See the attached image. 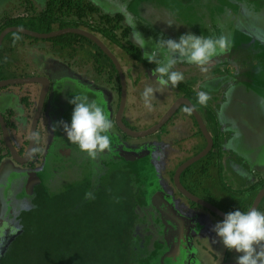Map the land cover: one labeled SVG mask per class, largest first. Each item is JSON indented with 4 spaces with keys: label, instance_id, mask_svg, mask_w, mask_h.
<instances>
[{
    "label": "flooded vegetation",
    "instance_id": "1",
    "mask_svg": "<svg viewBox=\"0 0 264 264\" xmlns=\"http://www.w3.org/2000/svg\"><path fill=\"white\" fill-rule=\"evenodd\" d=\"M21 16L23 15L18 14L15 17H11V19L18 18ZM28 19H29L28 17L22 18V20L24 21L23 23H28L26 22V20L28 21ZM10 27H20V26H10ZM54 28L55 29H52L50 32L61 30V29H57L56 27ZM65 28H77V27H65ZM80 29H83V27H81ZM28 30L37 33H43L32 29H28ZM252 31L254 32L253 29ZM90 33L97 36L93 32ZM255 33L258 34L260 32L255 31ZM66 35H74V34H66ZM260 35H262V33H260ZM20 36L21 34L13 38L15 42L12 41L13 43L9 45V48L7 45L8 52H18L17 50H19L22 47L24 48L29 47L30 49H35V50L41 49L43 51V54H49V53L53 54L55 49L57 50L64 49V51H66L65 54H67V56H65L63 66L57 67L56 69L54 68V64L52 61L48 63L49 61L45 60V58L43 57L40 58L38 62H33L32 65L31 62H27L26 64H24V66L22 65L23 61L20 59L19 60L20 65L18 64V62H16L15 64V75L13 76L6 75L7 63L8 64L10 63L9 62L10 58L6 57L5 55L6 53H4L2 57V62L4 63L3 64L4 66L1 68L0 71V80L41 78L47 81L45 97L43 100L42 108L40 110L41 113L37 122L35 143L33 147L32 156L25 164H18L21 165L23 168L27 167L25 171H27L28 169L29 171L34 172V175L25 178V180L21 184V190L16 192L14 195V200H12L13 201L12 207L14 209L16 208L18 211H21L27 206L26 201L28 200V198L26 194H31L30 192L33 193L36 187L42 184V179L39 178L40 174L45 175L46 178L48 176V178L46 179V184H47L46 187L48 189L50 187V184L52 185L54 182L58 181V179L55 178L54 175L53 177H51L50 173L47 172H49L48 170H51L50 165L51 163H53L54 136L61 134L63 132V127L60 124V122L63 121L65 123H68L66 117H68L67 115L71 117L73 111L72 105L69 104L68 102L72 98V96L87 95L90 100H95L97 103L102 104L109 118L112 120L114 127H116L119 131H121L120 128L118 127L117 119H116L121 101V83H120L118 71L115 65L112 63V61L95 44H93L90 40L84 38V40L82 41H85L86 39L92 43L91 44L90 42L86 41L90 43L88 45H90L93 48L91 50H88L85 48L86 45L84 43H81L80 40H76V39L75 40L73 39L72 41L66 40L60 43L50 40L54 38L44 39V40H48L47 44L44 45L30 40L27 43L25 42L24 39L20 40L22 39ZM23 36L28 37L25 35ZM31 39L35 40L36 38H31ZM14 43H18V44L16 45ZM49 44L50 47L47 46ZM139 51L141 52L140 49ZM85 55L87 56V58H85ZM103 56L107 57L108 60L107 61L103 60L102 58ZM141 57H143L142 52H141ZM76 58L78 60H75ZM133 60L135 63L138 64V66L140 65V67H142V70L144 72L146 71V73L143 72L144 74L141 72L142 73L141 77L144 80L147 79L148 81L150 79L151 82L155 83L154 77L149 76L147 74L148 72L153 73L155 65L149 64L143 58L142 60H136L133 57ZM118 63L125 79V85H126L125 105H126L127 84L129 85V81L134 82L136 79H134V81L130 80V74H131L129 72L130 70L129 69L126 70L125 65L119 62V60ZM58 78L62 80L60 81ZM138 78L139 77L137 76V83H140V81H138ZM24 85L38 86V90H35V88L33 90L31 89L32 91H30L29 89H25L23 91V94L20 95L19 92H15L13 97L11 93L7 92L8 89L7 87L0 89V115L6 124L11 143L20 157L24 156L26 153L30 127L34 119V116L36 114V111H38L39 99L43 91V85L40 83L16 84L14 85V87L19 88L20 86L23 87ZM184 85L187 86V84H179L175 88L169 87L168 89L175 90L178 88L179 91L181 92L180 86H184ZM32 95L34 96V99L30 98ZM100 95L103 97L102 99H98L99 98L98 96ZM134 95H132L133 98L136 97ZM180 97H185L189 99L182 92L177 98ZM135 99L137 100V104L141 105L140 104L141 103L140 101L142 100L141 93H138ZM12 101H14L15 103L16 101H18L19 103L18 106L11 107L10 103ZM189 101L191 100L189 99ZM173 102H175V100ZM191 103H193V105L195 106L197 113L200 116L208 133L211 135L212 139H214V133L212 130L213 126L209 123L207 119V113L209 112L212 114V112L204 111V109L200 106V104H197V102L191 101ZM138 105L135 106L132 103V101H130V106L133 109V111L129 110L126 111V113H124L125 106L122 110L121 123L123 124L124 127H126L131 131L147 130V129L140 130L139 128L141 127L139 125L142 122L143 119L142 116L134 117L135 116L134 113L136 111H141L142 109L137 107ZM182 107L186 108L185 106ZM206 107L209 108L207 104ZM200 108H202L203 110L200 111L199 110ZM179 109L173 114V116L179 111ZM16 111H23L24 113L29 114L30 115L29 119H24L23 117L20 116L21 112H16ZM29 111H33L32 114H30ZM49 111H53V113L50 114ZM187 112L190 113V115L193 117V120L195 121V125L198 127L192 113L188 109ZM166 113L167 111L165 112V114ZM172 117L167 122H169L172 119ZM159 120L155 122L152 126L157 124ZM23 125L28 126L27 129L28 132L26 134V137L25 135L20 134V128H22ZM152 126H150L149 128H151ZM54 128L55 130H53ZM121 132L123 133V131ZM198 132L201 134L199 127H198ZM190 133L191 134H189L188 136H190L191 138L192 136H194V133L191 131ZM11 134L13 135V139L11 137ZM123 134L126 135L125 133ZM16 136H19L18 138L20 139V142L17 141ZM113 139L114 137L111 134V144ZM44 140L46 142H44ZM121 141L126 143L125 140H121ZM219 141H220L219 143L220 153L218 152V149L215 148L213 141V147L209 151V153L199 161L187 167L180 174L179 182L181 186L189 193L200 198L203 201H206L207 203L216 207L225 214L234 211L237 208H239L241 211L249 210L258 193L262 189H264V187H261V183L264 179L261 177L256 178L257 176L256 174L253 176L249 175L250 177H244V178L240 176L238 183L240 184L241 181L244 179V183H241L242 185L241 184L236 185V183H234L233 186L229 185L230 178H223L224 176L223 171L224 170L227 171V167H226L227 160L223 154L224 151L223 143L221 142L220 137H219ZM157 143H158L157 145H152L151 143H149L147 146L137 145L135 149L133 150L128 149L125 151H121L120 149L113 150L114 148L111 145L110 151L106 150L105 153L98 154V156L95 159L90 158L86 153H82L78 149L79 151L78 157L82 161L85 160L84 163L85 165H88V169L90 167H93V169L89 170V173L93 174V176L95 177V179H97L98 182L99 180L102 179V176L104 174L108 175V173H111L112 171L111 169L114 167L118 168L117 172L114 171L115 174L121 173V174H125L127 178L130 177L133 178L132 180L135 179V182L138 185V188L136 187V192L140 202L139 205L136 207V210L139 214L138 219L139 221H143L147 223L148 227L154 231L155 239L153 240V242L156 241V243L158 244L157 249H159L160 245H164L167 239L168 240L171 239L172 237L171 234L172 232H175L174 231L175 227H176L175 238L177 239V238L185 237L186 234H184V231L186 230L181 231L179 229L177 225V217L183 215V217L185 218L187 217V219H193V217L195 219L197 218L198 213L196 209L197 207L200 206L189 201L186 197H184L180 193V191L177 189L174 183V175L176 170L183 163H185L192 157L196 156L206 147V141L203 148L196 151L194 154L188 156L183 161L177 160L178 155L185 151V147L182 145L183 140L181 138L175 141H170L169 142L170 145H167L169 143L166 144L163 140L162 141L158 140ZM118 145L119 142L117 143V147ZM1 147L6 148L2 139V132L0 128V148ZM6 150L7 152H3V153L4 154L8 153V154L2 158L0 164L3 161H5L6 158L11 159V156L7 148ZM76 150L77 149L75 150L71 149V153L69 155L67 148L66 150L67 154L65 155V158L63 160H65L66 163H68L71 158V155H73L74 151ZM79 163H81V161ZM39 165L40 167H38ZM38 169H40V171L36 173ZM68 170L70 171L69 168ZM128 175L130 176L128 177ZM235 176L238 177L237 174H235ZM172 189L176 191L179 195L186 198L189 201V203L185 204L184 201L179 198V196L174 195L172 193ZM213 191L215 193L222 192V194L220 196H217L216 194H214ZM263 207H264V197L261 199V202L258 205L257 209H259L260 211H264ZM14 212H15L14 214L7 216L6 219H3L0 223V231L4 233L3 234L4 236H2L1 239L3 241L2 245L6 243L8 238H10L9 236L12 235L11 233H15L19 228L18 214L16 211ZM208 213H209L208 217L210 218L212 216L213 217L215 216L216 218L221 219L216 214L210 211H208ZM207 224L211 225L212 223L208 221ZM203 225L205 226V224H201L200 227L198 225L197 227L202 228ZM168 228H170V230ZM207 228L210 229V227L208 226ZM195 229L196 227L191 233H189L188 236L189 241H191V239L193 238L194 240H196L197 235H195V233L197 232H195ZM162 230H164L167 239L166 237L161 235ZM153 242L151 246L153 245ZM169 242L170 241H167L168 244ZM1 248H0V252H1ZM187 253L190 256L189 258L192 259V257H194L195 251H193L192 248L190 247ZM227 256L228 254L226 251L225 254L222 256V260L217 264L228 262ZM193 262L194 259L189 261V264H192Z\"/></svg>",
    "mask_w": 264,
    "mask_h": 264
},
{
    "label": "rangeland",
    "instance_id": "2",
    "mask_svg": "<svg viewBox=\"0 0 264 264\" xmlns=\"http://www.w3.org/2000/svg\"><path fill=\"white\" fill-rule=\"evenodd\" d=\"M48 0H0V28L5 23L6 20H8L11 17H15L18 14H22L23 16L19 18H26L30 17L29 14L31 11H36V16H41L42 11L46 8V3ZM91 3L95 2V6H100L101 9L106 10L107 12H111V16L119 13L123 16V20L121 22V26L123 28L127 27L129 29L128 34V41L129 44H131L132 39V29L126 24L125 18L127 15L131 14L136 21L137 24V30L140 31L144 37L147 39L149 37L153 38V40H156L159 38L160 34H163L166 38H172V39H178L181 35L186 34L187 32H192L193 34L199 36L203 35L205 37H213L218 38L221 36H224L228 38V44H231L234 41L236 43L243 44L247 42L249 39H251V34L247 31L249 29H246V27H251V29L255 31H259L262 33L264 37V16H254L252 14V11L245 10L243 4H241L240 0H89ZM93 1V2H92ZM97 6V7H98ZM249 11V12H248ZM117 12V13H116ZM255 12V11H253ZM101 13L106 14L103 10H101ZM27 14H29L27 16ZM257 14V13H256ZM15 15V16H14ZM109 15V14H108ZM258 15V14H257ZM18 18H14L12 20H15ZM93 25H100V17L99 15H93V18H91ZM169 22L172 23V27H169ZM87 31L92 32L90 29L83 28ZM244 30V32H243ZM222 32V33H221ZM94 33V32H93ZM96 34L99 39L104 43V45L116 56V58L125 65V69H129L130 71V80L134 82L129 81V85L127 84V101L125 105V112L132 110L130 106V101L136 106L137 100L135 99L137 97L138 93H142L145 87L151 86V87H158L156 83L151 82L147 79H143L142 73L144 72L142 70V67L140 65L138 66L137 63L134 62L133 56L127 54L123 49L115 46L113 43L109 42L105 38H103L101 35ZM15 36H18V34H12ZM10 36L8 40H4L2 42L1 47H5L7 49V45L9 48V45L13 43L12 41L14 36ZM230 35V36H229ZM117 36H120V33H117ZM22 39L25 40V42L34 41L38 42L39 44H47L48 40L44 39H31L32 37H24L23 35L20 36ZM233 38V40H232ZM6 41V42H5ZM15 42V41H14ZM81 43H84L86 46L85 48L88 50L93 49L90 45V43L86 41L80 40ZM19 43V42H18ZM14 43V44H18ZM133 43V42H132ZM15 45V46H16ZM133 45V44H131ZM254 45V44H253ZM252 45V46H253ZM50 47V44L47 45ZM82 46V45H79ZM250 46L249 48H251ZM88 47V48H87ZM236 47H242L241 45H237ZM20 48L17 50L18 52H8L6 51V57H9V64L7 63L6 68V75L7 76H13L15 75V64L18 62L20 65V59L23 61V66L27 62H31V65L33 62H38L40 58H45V60L51 61L54 64V68L62 67L64 63L65 54L66 51L64 49L57 50L53 52V54H43V51L41 49H30L29 47ZM86 50V51H88ZM142 52V51H141ZM143 53V52H142ZM245 56H247L245 54ZM50 58V59H49ZM85 58L87 56L85 55ZM103 60H108L107 57L103 56ZM75 60H78L77 58ZM7 61V60H6ZM182 67L178 69L176 67V70L182 71L184 74L185 72L192 74V77L195 78L196 81L205 82L211 80V76L204 74L205 71H201V69L197 66H186L184 64H181ZM179 66V64H178ZM180 67V66H179ZM60 70V69H59ZM207 71H211L207 69ZM255 71L264 73V70L262 68H256ZM142 72V73H141ZM252 72L251 74L263 77L260 73ZM56 73V72H55ZM141 73V74H140ZM146 73V71L144 72ZM143 73V74H144ZM149 76H152V73H147ZM137 76L138 81L140 83H137ZM60 81L62 79L58 78ZM219 82H224L223 77H218ZM216 83V82H215ZM180 84H187V89L191 92H194L196 95L200 91H205V87L208 86L209 89H211V85L209 84H192L190 86L188 84V80L185 78ZM13 86V87H12ZM220 88L214 87L213 90H219L207 92L211 99L215 101V104H218L219 101V95L221 88L225 89L224 84L218 85ZM203 88L202 89H200ZM7 92L11 93V95L14 97L15 92H19L20 95L23 94V91L25 89H29L32 91L34 88L35 90H38V86L32 85L27 86L24 85L23 87L20 86L14 87V85H11L10 87H7ZM32 89V90H31ZM208 90V89H207ZM206 90V91H207ZM205 91V92H206ZM135 94V95H134ZM181 94L179 89L175 90H169L168 88L161 89L159 92L156 93L155 99L153 100V108L152 110H148L145 108L143 100H141L140 104L137 107L141 109V111H136L134 113V117H141L142 116V122L139 126L140 130L148 129L150 126H152L155 122H157L161 117L165 114L166 111H168L172 105L174 104V100L176 101L178 96ZM132 95L136 96L135 98L132 97ZM98 99H102L103 97L100 95L98 96ZM31 99H34V96L32 95L30 97ZM177 98V99H176ZM99 101V100H98ZM195 102V101H194ZM18 101L16 103L12 101L10 103L11 107L18 106ZM199 104V103H197ZM73 107V106H72ZM143 110V111H142ZM200 111L203 109L200 108ZM184 111V112H183ZM21 112L20 116L24 119H29L30 115L27 113H24L23 111H16ZM33 111H29L30 114H32ZM50 114L53 113V111H49ZM68 113V112H67ZM69 114V113H68ZM124 115V114H123ZM19 116V117H20ZM67 121L70 124L71 117L67 115ZM140 119V118H139ZM28 126L23 125L22 128H20V134L25 135L28 132ZM193 132L194 136L190 138L188 136L190 133ZM111 134L114 137L112 140V147L113 150L120 149L121 151H125L128 149H135L137 145L147 146L149 143H153L152 145H157V141H164L166 144L170 141H175L178 139H182L183 143L182 145L185 147V151L180 153L178 155L177 160L183 161L188 156L194 154L196 151L200 150L205 145V140L203 136L198 132V127L195 125V121L193 120V117L186 111V108L182 107L179 109V111L172 117V119L167 122L161 130H159L157 133H154L152 135L143 137V138H133L128 137L124 135L121 131H119L116 127H114L111 130ZM11 137L13 139V135L11 134ZM19 136H16V139L18 142H20ZM116 137V138H115ZM121 140H125L126 143L122 142ZM121 141V142H120ZM168 141V142H167ZM44 142H46L44 140ZM119 142V145L117 147V143ZM70 142L66 138V134L64 131L61 134H58L54 136L53 141V163H51L50 168L51 170H48L51 177H54L58 179V181L54 182L50 187L55 191V189H60V186L65 184L68 185L70 183L76 184V183H83L85 180L89 178V170L93 169V167H90L88 169V165H85V160H81L79 157L77 162H72L69 160L68 163H66L65 160V152L68 148V154L70 155L71 149H70ZM167 145H170L167 144ZM133 147V148H132ZM78 151V149H77ZM251 154L253 151H249ZM64 155V156H62ZM249 154L246 153V160L248 159ZM245 159V158H244ZM235 159L234 161H236ZM81 161V163H79ZM249 162V161H247ZM40 167V165L38 166ZM244 167V169H243ZM247 165H242L241 169L243 170V174L240 172H237L236 174H239L241 177H250L249 174H247ZM27 168V167H26ZM26 168H23L21 165H18L14 161H12L9 158H6L5 161H3L0 164V223L3 219H6L7 216L11 215L13 213L12 209V203L14 199V195L16 192L21 190V184L27 178L28 176L34 175V172H31ZM70 169V171L68 170ZM117 167L112 168L111 173L109 174V177L111 175H114L115 172H117ZM40 169L37 170L36 173H38ZM115 171V172H114ZM230 171L224 170V176L223 178H230V184L233 186L234 183L236 185H240L241 183H244V179L239 184V178L234 175L233 171H235L233 168H230ZM40 173V172H39ZM28 174V175H27ZM70 174V175H69ZM264 174V173H263ZM42 181L44 183L46 182L45 175L40 174ZM44 176V177H43ZM48 178V176H47ZM235 178V179H234ZM256 178H260L259 176H256ZM234 179V180H233ZM264 179V178H263ZM252 181V180H251ZM254 181V180H253ZM224 182V180H223ZM242 185V184H241ZM49 186V185H48ZM214 192V191H213ZM172 193L176 196H179L181 200L184 201V203L188 204L189 201L184 198L183 196L179 195L176 191L172 189ZM217 196H220L222 192H217ZM182 201V202H183ZM197 218H200V214L203 215V218L201 217L202 224H207L208 220H206L209 216V213L207 210L201 207H197ZM211 215V214H210ZM212 216V215H211ZM212 219H215V221L219 222V219L215 216L211 217ZM193 217V220H196ZM218 219V220H217ZM200 226V224H197ZM207 227V226H205ZM4 233L0 231V248L2 247L3 241L2 236ZM138 237L140 239V243L147 251L146 255V263L145 264H154L155 262V256L157 255V248H153L151 246V243L155 239V233L154 231L148 227L147 223L140 221L137 222L136 225L131 229V236L133 243L135 242V237ZM147 237H149L147 239ZM151 240V241H150ZM216 245H213L209 243L208 237L204 236L203 242L199 245V240L196 238V240L191 239L190 247L193 251L196 252V256L200 261L202 260L203 264H212L214 262L221 261L222 256L227 251L228 256H230L233 252H229L226 250L223 245L218 241V238H216ZM137 243H134L136 245ZM204 244V245H202ZM139 245V244H137ZM207 249V251H206ZM261 249L264 250V245H261ZM152 261V263H151Z\"/></svg>",
    "mask_w": 264,
    "mask_h": 264
},
{
    "label": "trees",
    "instance_id": "3",
    "mask_svg": "<svg viewBox=\"0 0 264 264\" xmlns=\"http://www.w3.org/2000/svg\"><path fill=\"white\" fill-rule=\"evenodd\" d=\"M239 2L255 16H264V0ZM42 12L41 16H36V11H31V16L26 20L28 23H23L19 17L15 20L9 18L1 26L0 32L10 26L43 33L50 32L54 27H83L101 35L134 59L142 60L139 49L129 44V29L120 25L123 20L121 14L111 16L101 13L89 0H48ZM93 15H99L100 25H93ZM12 34L4 40H8ZM73 39L84 40L78 35H63L50 40L60 43ZM6 51L4 46L0 48V71L4 66L2 57ZM180 90L191 101L198 103L197 95L188 90L186 85L180 86ZM200 106L204 111H210L206 105ZM207 119L213 126L214 146L220 153V136L213 114L208 112ZM70 149L79 148L70 144ZM3 152H7L5 147L0 148V161L8 154ZM78 152L76 150L71 155L72 162L79 160ZM132 179L121 173L111 177L104 174L98 182L89 173L85 182L63 184L55 191L51 187L48 189L45 180L42 181L33 193L26 194L28 200L24 209L18 211L13 208L12 214L14 211L18 214L19 228L2 245L0 264H145L147 251L136 235L134 243L139 245H134L131 236V229L140 222L136 210L140 203L136 192L138 185ZM261 187H264V180ZM152 247H158L156 241Z\"/></svg>",
    "mask_w": 264,
    "mask_h": 264
},
{
    "label": "clouds",
    "instance_id": "4",
    "mask_svg": "<svg viewBox=\"0 0 264 264\" xmlns=\"http://www.w3.org/2000/svg\"><path fill=\"white\" fill-rule=\"evenodd\" d=\"M125 22L132 29L133 44L143 52L142 58L155 65L152 75L158 87H145L141 93L148 110H152L157 92L164 88H175L185 79L184 74L176 70L178 64L187 63L207 71L206 65L213 57L224 52L229 43L224 36H197L190 31L178 39L166 38L163 34L156 40L151 37L146 39L137 30L131 14L126 16ZM168 26L173 25L169 22ZM209 99L205 91L197 95L200 105H206ZM68 102L73 106L71 122H60L67 140L92 159L106 150L110 151L113 122L102 104L90 100L87 95L72 96ZM212 231L226 250L237 254L236 264H264V250L261 249V245H264V211L257 208L241 211L237 208L226 213Z\"/></svg>",
    "mask_w": 264,
    "mask_h": 264
},
{
    "label": "crops",
    "instance_id": "5",
    "mask_svg": "<svg viewBox=\"0 0 264 264\" xmlns=\"http://www.w3.org/2000/svg\"><path fill=\"white\" fill-rule=\"evenodd\" d=\"M93 3L95 4V2ZM98 8L101 7L98 6ZM101 10L106 12V14L112 15L111 12H107L104 9ZM246 29H249L247 32L251 34L249 36L251 39L240 44L236 43L232 38L233 42L228 44L226 50L213 57L209 64L206 65V68L211 71H205L206 73L204 74L211 76V80L206 81V83L201 82V80L196 81L192 74L180 72L184 74L190 86L192 84L211 85V89L208 86L205 87V91L208 89L206 92H210V90L218 92L219 90H213L212 88H220L218 86L219 83L226 86L225 89L221 88L223 91L219 95L220 102L215 104V101L210 98L207 106L214 116L215 126L223 143V154L227 160V171L231 172L230 168H233L235 170L233 171L234 175L237 172L243 174L241 166L247 165V174L250 176L256 174L264 178V73L255 71L257 67L264 70V37L260 33H254L251 27H246ZM237 45L242 47H236ZM250 46L252 47L249 48ZM181 64L191 66L187 63ZM181 64H179L180 67L178 65L176 67L180 69L182 67ZM253 71L260 73L263 77L253 76L251 74ZM218 77H223L224 82H219ZM200 89L203 90V88ZM249 151H253V153L251 154ZM246 153L249 154L248 159H251L246 160ZM235 159L237 160L234 161ZM237 175L240 177L239 174ZM201 217L203 218L202 214L196 220L187 219L183 215L177 217V225L181 231L186 230L184 231L186 235L184 238L176 239V227L175 232L171 234L174 241L172 255L178 261L176 263L189 264V261L194 259L192 264H203L202 260L200 261L195 257L196 252L192 259L188 260L186 258L188 255L186 252L187 250L189 251L191 242L188 236L195 227V232H197L195 235L200 241L199 245L203 242L204 236L208 237L209 243L216 245L215 233L212 229L218 221L206 215V220L212 223L210 226L207 225L210 229L205 227L206 224L203 227L201 226L202 228H198L197 224H202L199 222ZM219 221L222 220L219 219ZM236 257L237 254L233 252L230 256H227V260L236 261ZM212 264H216V262Z\"/></svg>",
    "mask_w": 264,
    "mask_h": 264
},
{
    "label": "water",
    "instance_id": "6",
    "mask_svg": "<svg viewBox=\"0 0 264 264\" xmlns=\"http://www.w3.org/2000/svg\"><path fill=\"white\" fill-rule=\"evenodd\" d=\"M11 33H19L21 35H25V36L36 38V39H50V38H55V37H59V36L66 35V34H74V35H78V36H81L83 38H86V39L90 40L93 44H95L112 61V63L115 65V67L118 71V75H119V79H120V83H121V101H120V107H119V111L117 113L116 119H117V124H118V127L120 128V130L123 131V133H125L129 137L143 138V137H146V136H149V135H152V134L158 132L161 129V127L173 116V114L180 107L185 106L194 116L196 123L199 127V130H200L201 134L203 135V137L205 138L206 147L200 153H198L196 156L192 157L191 159H189L188 161L183 163L176 170L175 175H174V183H175L177 189L180 191V193L184 197H186L189 201H191V202L197 204L198 206L203 207V208L207 209L208 211L216 214L219 218H221L223 220V218L225 216L224 212L220 211L219 209H217L216 207L207 203L206 201H203L200 198L192 195L187 190H185L179 182L180 174L187 167H189L193 163H195V162L199 161L200 159H202L203 157H205L213 147V139H212L211 135L208 133L207 129L205 128L200 116L197 113L195 106L193 105V103H191V101H189V99H187L185 97L178 98L174 102L172 107L167 111V113L159 120V122L157 124H155L154 126H152L151 128L144 130V131H131V130L127 129L126 127H124L123 124L121 123L122 110L125 106V100H126V85H125V79H124L122 70L119 66L117 58L110 52V50L102 43V41L97 36L93 35L92 33L88 32V31L80 29V28H65V29H61V30H57V31H52L50 33H37V32H33V31H30L28 29L21 28V27H8V28H6L0 32V48H1L2 42L4 41L5 37ZM32 83L42 84L43 85V91L40 95L39 104H38V111H36V114L34 116V119L32 121L31 127H30L28 145H27L26 153L24 156L20 157L17 154L15 148L13 147V145L11 143L6 124L0 115V128H1V132H2L3 142L9 151L11 159L14 162H16L17 164H25L32 156L33 147H34V143H35L37 122H38V119H39V116L41 113L40 110L42 108L43 100L45 97V91L47 88V81H45L41 78L0 80V89L11 86V85H16V84H32ZM263 197H264V189H262L258 193V195L256 196L251 208H258V205L260 204L261 199ZM168 229L170 230V228H168ZM172 233H174V232H172ZM161 235L166 237L164 230L161 231ZM166 239H167V237H166ZM167 241H170L169 244L167 243ZM173 244H174V241L172 240V237H171L170 240H168V239L166 240L164 245H160L159 249L157 250V255L155 256V261H157V262H155L154 264H179V263H176L178 261H176L175 256L172 255ZM186 254H187V252H186ZM189 257L190 256L187 255L186 258L189 260L190 259ZM219 264H236V261H232V262L228 261V262L219 263Z\"/></svg>",
    "mask_w": 264,
    "mask_h": 264
}]
</instances>
